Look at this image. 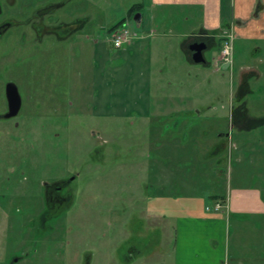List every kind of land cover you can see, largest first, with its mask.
I'll use <instances>...</instances> for the list:
<instances>
[{
    "label": "rangeland",
    "instance_id": "rangeland-1",
    "mask_svg": "<svg viewBox=\"0 0 264 264\" xmlns=\"http://www.w3.org/2000/svg\"><path fill=\"white\" fill-rule=\"evenodd\" d=\"M91 1L84 28L67 40L49 35L29 44L0 71V264H171L174 225L153 228L150 195L203 194L213 208L212 194L264 185V124L243 129L229 114L241 84L249 113L264 115V75L184 64L183 83L169 87L178 71L157 75L137 47L116 46L111 38L123 20L140 32L134 15L138 8L147 13L150 0ZM85 8L73 0L57 14L83 15ZM205 12L209 20V8ZM201 13L190 11L187 26L179 15L169 17L174 33L195 28ZM172 39L158 45L170 62L179 55V41ZM257 44L264 46L237 41L236 59L264 64L253 58ZM218 53L214 47L204 52L209 62ZM8 82L23 100L9 118ZM178 88L184 98L168 93ZM183 99L207 107L199 119L170 124L167 103L175 107ZM75 173L70 208L44 219V184Z\"/></svg>",
    "mask_w": 264,
    "mask_h": 264
},
{
    "label": "crops",
    "instance_id": "crops-1",
    "mask_svg": "<svg viewBox=\"0 0 264 264\" xmlns=\"http://www.w3.org/2000/svg\"><path fill=\"white\" fill-rule=\"evenodd\" d=\"M208 8L211 14L209 20L206 19L205 12ZM197 9L202 11L201 21L197 26L191 29L189 27L184 30L179 29L174 33L169 17L175 18L179 15L187 26L191 21L190 11ZM137 11L142 13L139 26L141 30L136 31L137 36L127 42V46L137 47L144 58L148 59L150 71H158L155 73L157 75L178 71L174 81L172 79L167 81L169 87L175 86V83H183L184 75L182 76L179 71H186L184 64L190 66L196 63L192 59V51L189 47L193 41H206L208 48H218L220 53L221 33L225 31L224 28H228L235 33V47L239 40H244L245 45L249 41L264 44V0H150L147 13L139 8ZM172 36L179 41V55L170 62V55L159 47L160 44L165 46L172 44ZM128 47L121 48L122 52L127 51ZM263 49L264 46L257 44L254 53L258 52V54L253 56L256 57L254 58L256 61H264V58H258ZM214 57L211 62L207 60L204 64H212L217 69L212 63ZM234 58L233 67L227 66L231 76L235 71L239 76L251 74V77L260 78L264 75V64L257 62L253 64L238 57L236 59V48ZM247 81L244 84L245 92ZM239 86L241 84L238 85L230 106L229 114L232 121L247 130L257 124H264V115L254 117L249 113V101L243 96V92H240ZM164 88L161 83V92ZM168 93L184 98L180 88ZM183 101L185 103L175 105L176 108L182 109L178 112L171 110L175 107L167 103L165 108L170 109L166 112V117L173 119L170 124L189 123L194 116L195 119H199L204 113L203 109L207 107V104L201 101H193L191 104L185 99ZM195 113L197 115H194ZM220 149L212 152L217 154ZM229 192V196L212 194L217 199L213 208L206 205L203 194L150 195L148 217L155 226L153 228L158 227L159 223L161 227L164 224L166 228L168 225H174L175 238L171 264H221L224 260L230 264H264V185L237 184L231 187ZM217 204L221 207L216 208ZM153 239L154 243L159 240L158 237ZM136 252L141 254L139 250Z\"/></svg>",
    "mask_w": 264,
    "mask_h": 264
},
{
    "label": "flooded vegetation",
    "instance_id": "flooded-vegetation-1",
    "mask_svg": "<svg viewBox=\"0 0 264 264\" xmlns=\"http://www.w3.org/2000/svg\"><path fill=\"white\" fill-rule=\"evenodd\" d=\"M72 1L36 0L32 3L30 0H0V71L8 70V59L12 53H22L29 44L42 41L49 35H54L60 41L67 40L84 28L88 22V9L92 5L91 0H82L87 8V13L83 15L66 12L57 14L60 9ZM128 22L129 20H123L121 26ZM117 29L120 28L115 27L114 31ZM201 41L203 40L198 42ZM220 54L221 52L214 57V60L220 59ZM76 177L77 173L44 184L45 206L42 212L44 219L58 216L70 208L74 200L72 183ZM134 247L131 250L136 252V247Z\"/></svg>",
    "mask_w": 264,
    "mask_h": 264
},
{
    "label": "built area",
    "instance_id": "built-area-1",
    "mask_svg": "<svg viewBox=\"0 0 264 264\" xmlns=\"http://www.w3.org/2000/svg\"><path fill=\"white\" fill-rule=\"evenodd\" d=\"M134 36H137V32L130 28L129 23L122 26L120 29H117L112 34V40L116 46L122 45L125 41L129 42L133 39ZM234 39L235 33L232 29H228L223 32V46L220 54V59H217L216 66L217 68L222 67L223 65L232 66L234 61ZM221 205L217 204L216 208H220ZM221 264H230L228 261L224 260Z\"/></svg>",
    "mask_w": 264,
    "mask_h": 264
},
{
    "label": "water",
    "instance_id": "water-1",
    "mask_svg": "<svg viewBox=\"0 0 264 264\" xmlns=\"http://www.w3.org/2000/svg\"><path fill=\"white\" fill-rule=\"evenodd\" d=\"M134 20L139 27L141 25V20H142V13L138 12L134 15ZM190 50L192 51V59L196 63H206L207 59L204 56V51L208 48V44L204 41L201 42H193L190 44ZM6 97L8 100L9 104V110L7 113L4 115L5 117H13L18 114L21 104H22V99H21V94L19 92V89L17 85L14 82H9L6 86Z\"/></svg>",
    "mask_w": 264,
    "mask_h": 264
},
{
    "label": "trees",
    "instance_id": "trees-1",
    "mask_svg": "<svg viewBox=\"0 0 264 264\" xmlns=\"http://www.w3.org/2000/svg\"><path fill=\"white\" fill-rule=\"evenodd\" d=\"M115 28V27H114Z\"/></svg>",
    "mask_w": 264,
    "mask_h": 264
}]
</instances>
